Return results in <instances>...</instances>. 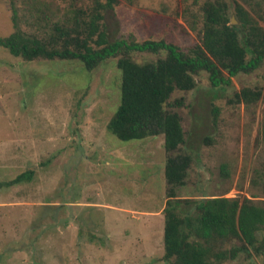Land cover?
<instances>
[{"label":"rangeland","instance_id":"1","mask_svg":"<svg viewBox=\"0 0 264 264\" xmlns=\"http://www.w3.org/2000/svg\"><path fill=\"white\" fill-rule=\"evenodd\" d=\"M47 1L57 12L91 10L97 0ZM119 1L105 13L112 41L165 40L184 50L199 43L205 0ZM17 6L20 26L36 30L22 0ZM12 17L11 0H0V35L14 31ZM160 56L133 54L140 63ZM195 79V90H176L169 100L195 158L178 194L249 198L264 207V64L227 89H213L206 72ZM120 86L115 59L89 72L78 61L26 62L0 48V264H169L164 136L122 141L108 131ZM244 88L262 90L263 98L238 102ZM28 171L31 181L7 185ZM222 264H264V256Z\"/></svg>","mask_w":264,"mask_h":264},{"label":"trees","instance_id":"2","mask_svg":"<svg viewBox=\"0 0 264 264\" xmlns=\"http://www.w3.org/2000/svg\"><path fill=\"white\" fill-rule=\"evenodd\" d=\"M19 1L11 0L14 31L7 36L0 35V48L26 62L78 61L89 72L115 59L121 71L120 104L107 125L108 131L122 141L164 136L167 154L164 260L169 264H222L235 261L242 254L263 257L262 205L249 198L218 195L195 199L178 194L188 183L195 158L185 150L187 136L181 116L168 108L176 90L197 88L195 76L201 72L208 74L213 89L221 90L231 87L234 77L251 74L263 66V2L234 0L238 23L232 24L228 0H205L200 6L199 43L184 50L165 40L138 42L130 36L112 41L105 13L114 9L119 0H97L91 10L57 12L47 0H22L24 15L27 11L34 19L36 30L32 32L20 26ZM184 1L199 3V0ZM192 29L197 30V27ZM136 52L164 53V56L155 62L140 63L133 57ZM235 98L251 105L263 98V92L244 88ZM213 114L217 120V107ZM221 175L229 178L225 164ZM32 178L33 171L24 172L7 185L21 184Z\"/></svg>","mask_w":264,"mask_h":264},{"label":"water","instance_id":"3","mask_svg":"<svg viewBox=\"0 0 264 264\" xmlns=\"http://www.w3.org/2000/svg\"><path fill=\"white\" fill-rule=\"evenodd\" d=\"M232 23H236V20H233Z\"/></svg>","mask_w":264,"mask_h":264}]
</instances>
